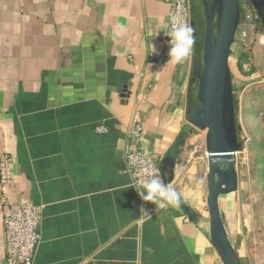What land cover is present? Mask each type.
<instances>
[{
	"label": "crops",
	"instance_id": "crops-1",
	"mask_svg": "<svg viewBox=\"0 0 264 264\" xmlns=\"http://www.w3.org/2000/svg\"><path fill=\"white\" fill-rule=\"evenodd\" d=\"M190 1L193 14L203 0ZM169 23L165 0H0V155L13 159L8 196L43 209L34 264H224L197 203L191 137L171 184L188 212L143 201L127 170L134 119L159 166L188 124L197 52L167 64ZM116 24L126 32L114 43ZM152 45L165 63L150 60ZM114 70L133 75L122 93ZM4 202L0 187V264ZM224 222L238 244V226Z\"/></svg>",
	"mask_w": 264,
	"mask_h": 264
},
{
	"label": "water",
	"instance_id": "water-1",
	"mask_svg": "<svg viewBox=\"0 0 264 264\" xmlns=\"http://www.w3.org/2000/svg\"><path fill=\"white\" fill-rule=\"evenodd\" d=\"M241 0H203L206 34L201 58L195 63L193 83L198 81L197 101L189 97L188 124L167 151L161 171L166 183H174L180 155L190 136L208 131V210L211 240L224 264H242L227 232L220 198L239 187L237 156L243 150L236 121L234 88L229 60L241 22ZM264 25V0H251ZM131 74L112 71L119 92L128 89ZM182 200V199H181ZM180 207L189 211L182 202Z\"/></svg>",
	"mask_w": 264,
	"mask_h": 264
},
{
	"label": "rangeland",
	"instance_id": "rangeland-1",
	"mask_svg": "<svg viewBox=\"0 0 264 264\" xmlns=\"http://www.w3.org/2000/svg\"><path fill=\"white\" fill-rule=\"evenodd\" d=\"M201 18L202 38L206 34V20L203 1H196ZM246 24L247 33L245 49L238 44L232 47L229 60L234 88V101L236 121L239 129V139L243 150L237 156L236 169L239 175V187L235 193L220 198L221 211L227 223L232 222L238 226L240 237L238 244L232 237L234 247L242 255H250L253 264H264V25L256 13H249L248 6ZM242 33V32H241ZM240 33V34H241ZM238 37L236 39V42ZM250 54L253 60L251 74H244L237 70L239 53ZM252 84L246 88L244 79ZM208 131H200L197 135L190 136L189 151L194 150L198 158L199 171L198 204L210 218L208 198V156H207ZM196 169V170H197ZM194 182V184H195ZM191 188H195L194 185Z\"/></svg>",
	"mask_w": 264,
	"mask_h": 264
},
{
	"label": "built area",
	"instance_id": "built-area-1",
	"mask_svg": "<svg viewBox=\"0 0 264 264\" xmlns=\"http://www.w3.org/2000/svg\"><path fill=\"white\" fill-rule=\"evenodd\" d=\"M165 2L170 7V18L173 15H177L192 27L190 0H165ZM170 31L171 25L169 23L168 32ZM237 37L239 43L246 48V39L248 37L246 31H243ZM169 40L170 37L166 35L163 41L168 53ZM149 58L151 61L162 64L166 62L168 56L167 54H151ZM252 67L253 60L251 58H248L242 64V70L245 73H250ZM97 131L98 133H105L107 130L104 126H101ZM143 137V125L140 121L134 119L127 133L125 159L127 170L132 178V185L139 191L144 190L141 181L152 175H159L164 179L161 168L153 154L143 145ZM12 162L13 159L10 154L2 153L0 155V187L5 197L2 224L6 238V264H34L38 247L42 241L43 209L41 206L31 202H14L8 196L13 186Z\"/></svg>",
	"mask_w": 264,
	"mask_h": 264
},
{
	"label": "clouds",
	"instance_id": "clouds-1",
	"mask_svg": "<svg viewBox=\"0 0 264 264\" xmlns=\"http://www.w3.org/2000/svg\"><path fill=\"white\" fill-rule=\"evenodd\" d=\"M171 31L166 35L169 40V59L167 64H182L192 54L196 43L194 29L177 15L170 18ZM126 32L123 24L113 26L112 40L114 43L119 41ZM152 54H156L155 46L152 45ZM143 191H138L140 198L145 202L154 204L158 209H165L168 206H179L182 202V193L172 187L171 183H166L159 175H152L141 181ZM141 213H147L141 208ZM148 219L151 216H147Z\"/></svg>",
	"mask_w": 264,
	"mask_h": 264
},
{
	"label": "trees",
	"instance_id": "trees-1",
	"mask_svg": "<svg viewBox=\"0 0 264 264\" xmlns=\"http://www.w3.org/2000/svg\"><path fill=\"white\" fill-rule=\"evenodd\" d=\"M197 3V2H196ZM194 5L193 7V18H192V28L194 29V36L196 39V43H195V49L197 52V59L201 58L202 56V52H203V46H204V39L202 38V31H201V18H200V14H199V9L198 7H196L197 5ZM245 6H248L249 9V13H255L254 11V7L252 6V3L249 0H241L240 3V8H241V22H240V26L238 28V32H237V36L245 31L249 29V25L246 24V18H247V10L245 8ZM250 13V14H251ZM235 44L239 45L242 49H245L243 45H241V43H239V41L237 40V42H235ZM248 58H250V54L246 53V52H241L238 56V62H237V69L244 74H251L252 71L250 73H245L242 70V64L244 61H246ZM232 74V73H231ZM233 76V75H232ZM193 91L195 92V102L197 101V92H198V81L196 83L193 84ZM237 253L241 259V263L245 264V260L244 258H241L240 253L237 250Z\"/></svg>",
	"mask_w": 264,
	"mask_h": 264
},
{
	"label": "flooded vegetation",
	"instance_id": "flooded-vegetation-1",
	"mask_svg": "<svg viewBox=\"0 0 264 264\" xmlns=\"http://www.w3.org/2000/svg\"><path fill=\"white\" fill-rule=\"evenodd\" d=\"M250 2H251V0H249ZM252 6L254 7V5L252 4ZM254 11H255V13L258 15V13H257V11H256V8L254 7ZM258 19H259V17H258Z\"/></svg>",
	"mask_w": 264,
	"mask_h": 264
}]
</instances>
